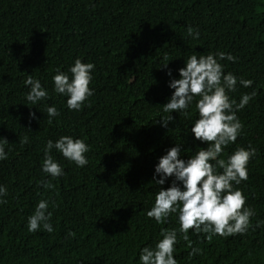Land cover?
Instances as JSON below:
<instances>
[{"label": "trees", "instance_id": "trees-1", "mask_svg": "<svg viewBox=\"0 0 264 264\" xmlns=\"http://www.w3.org/2000/svg\"><path fill=\"white\" fill-rule=\"evenodd\" d=\"M188 26L199 31L198 39ZM218 51L237 58L220 61L225 72L253 81L229 94L238 103L255 92L237 113L240 136L221 158L237 147L256 150L248 179L236 186L255 210L254 226L264 221V0H0V137L9 142L0 161V184L7 189L0 204V264H137L140 249L154 246L161 229L179 233L176 214L163 224L146 215L159 190L154 165L175 143L182 144L184 159L206 144L190 131L195 101L189 117L173 112L167 127L158 122L169 115L162 105L174 91L166 73L179 78L188 56ZM76 58L95 65L94 94L79 111L67 108L52 83ZM28 75L47 86V100L26 101ZM50 105L60 112L51 123ZM63 135L85 140L89 163L78 168L53 149L65 175L51 179L41 171L43 148ZM49 179L52 189L39 184ZM41 199L55 202L49 204L51 233L27 229ZM181 235L178 264H264V224L211 239L192 229L187 241ZM193 247L200 251L190 256Z\"/></svg>", "mask_w": 264, "mask_h": 264}, {"label": "clouds", "instance_id": "clouds-1", "mask_svg": "<svg viewBox=\"0 0 264 264\" xmlns=\"http://www.w3.org/2000/svg\"><path fill=\"white\" fill-rule=\"evenodd\" d=\"M187 33L193 39L200 36L199 31L191 26H188ZM236 59L231 53L223 51L199 56L192 54L184 61V66L177 69L179 78L172 77L171 69L166 73L170 77L168 88L174 91L162 105L163 112L169 115L162 116L158 122L162 127H167L170 122H174L171 115L173 112L189 117L195 101L197 117L190 123V131L194 139L206 144V147L197 146L194 154L184 159L182 144L175 143L154 165L152 179L159 190L146 215L157 224H163L167 223L171 214H176L179 233L175 228L161 229L162 238L154 246L148 245L140 249L137 264H178L174 257L175 246L179 243L178 235L182 234L181 238L187 241L189 229L196 234H205V239H211L215 235L244 234L250 227L264 224V221L257 220L252 225L251 218L256 215L255 210L246 206V196L236 187L248 179L247 165L256 155V150L251 146L237 147L226 159L221 158L224 150L235 143L242 132L243 125L237 113L255 95V92L245 93L238 103L229 95L236 91L238 83L245 88L253 83L231 72H225V65L220 63L223 60L235 62ZM163 65L167 67V63ZM94 71V63L82 62L80 58H76L67 71L57 70L52 76L53 91L66 97L69 110L79 111L94 94V89L89 86L93 81ZM24 84L29 89L25 99L32 105L49 98L47 86L42 85L40 79L28 75ZM46 113L49 123L51 118L60 115L55 105L47 106ZM29 117L36 119L35 112L30 111ZM8 144L7 139L0 137V161L7 159L5 147ZM53 149L78 168L89 163L87 153L91 149L82 138L63 135L55 141L49 139L43 148L41 171L51 179L65 175L63 165L52 155ZM169 178L171 182L164 188L163 185ZM51 179L41 180L39 184L52 189L54 185ZM6 194L7 189L0 184V204L6 203L2 199ZM50 203L55 207V202L48 199H41L36 203L34 212L27 218L29 232H36L41 228L49 233L53 232ZM68 235L73 236L74 233L69 232ZM199 251L193 247L189 255H196Z\"/></svg>", "mask_w": 264, "mask_h": 264}]
</instances>
